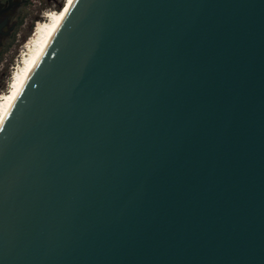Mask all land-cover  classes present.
<instances>
[{"label":"water","instance_id":"water-1","mask_svg":"<svg viewBox=\"0 0 264 264\" xmlns=\"http://www.w3.org/2000/svg\"><path fill=\"white\" fill-rule=\"evenodd\" d=\"M0 264H264V0H75L0 129Z\"/></svg>","mask_w":264,"mask_h":264},{"label":"bare ground","instance_id":"bare-ground-1","mask_svg":"<svg viewBox=\"0 0 264 264\" xmlns=\"http://www.w3.org/2000/svg\"><path fill=\"white\" fill-rule=\"evenodd\" d=\"M74 1L65 0L59 11L45 14L44 20L35 24L31 36L20 46L8 90L0 95V129Z\"/></svg>","mask_w":264,"mask_h":264},{"label":"flooded vegetation","instance_id":"flooded-vegetation-1","mask_svg":"<svg viewBox=\"0 0 264 264\" xmlns=\"http://www.w3.org/2000/svg\"><path fill=\"white\" fill-rule=\"evenodd\" d=\"M60 4L62 0H0V65L14 47L25 41L32 23L44 18L46 7L57 8Z\"/></svg>","mask_w":264,"mask_h":264},{"label":"rangeland","instance_id":"rangeland-1","mask_svg":"<svg viewBox=\"0 0 264 264\" xmlns=\"http://www.w3.org/2000/svg\"><path fill=\"white\" fill-rule=\"evenodd\" d=\"M64 1L65 0H62V6L64 4ZM62 8V7H61ZM53 11H57L56 8H54L53 6H51L49 8V6L46 7V10L44 11L45 14L49 13V12H53ZM44 19L42 18H38L34 21V23H32V27H31V31L30 33L27 35V37L25 38V41L27 40V38H29L31 36V34L33 33V29L35 27V24L37 22H41L43 21ZM24 41V42H25ZM24 42L22 44H20V46H22L24 44ZM19 46V47H20ZM19 47H14L12 49V51L5 57V60L2 62V64L0 65V81L1 79H3V82H2V86L0 87V95L2 93H5L7 90H8V87H9V80H10V76H11V72H12V69L14 67V64H15V59L17 58L18 54H19ZM2 73L4 78H2Z\"/></svg>","mask_w":264,"mask_h":264},{"label":"trees","instance_id":"trees-1","mask_svg":"<svg viewBox=\"0 0 264 264\" xmlns=\"http://www.w3.org/2000/svg\"><path fill=\"white\" fill-rule=\"evenodd\" d=\"M61 7H62V4H60V6H58L56 9H57V11H59L60 9H61Z\"/></svg>","mask_w":264,"mask_h":264}]
</instances>
